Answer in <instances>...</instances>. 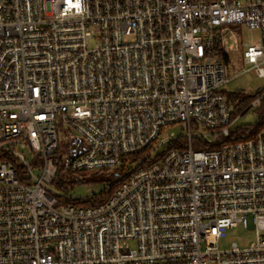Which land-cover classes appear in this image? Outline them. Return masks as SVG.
<instances>
[{
	"label": "built area",
	"instance_id": "obj_1",
	"mask_svg": "<svg viewBox=\"0 0 264 264\" xmlns=\"http://www.w3.org/2000/svg\"><path fill=\"white\" fill-rule=\"evenodd\" d=\"M239 50L264 78V0H0V264H264V128L225 142ZM61 162L113 178L70 195Z\"/></svg>",
	"mask_w": 264,
	"mask_h": 264
},
{
	"label": "rangeland",
	"instance_id": "obj_2",
	"mask_svg": "<svg viewBox=\"0 0 264 264\" xmlns=\"http://www.w3.org/2000/svg\"><path fill=\"white\" fill-rule=\"evenodd\" d=\"M235 33L236 36L238 35V40L241 47H243L245 43L249 44L250 46H253V44H255L261 37V33L258 30L251 31L244 27H241V30ZM242 50L231 54L232 64L230 67V72H232L233 74L234 72L238 74L243 70L245 71L239 76L232 78V80H230L226 84V91L230 93L236 91H243L245 93L250 94L255 92V90L259 88V90H264V78L259 77L255 71L246 70L249 67L243 64V60L241 58ZM261 96L262 98H264V93H262ZM259 105L260 104L250 107L249 110L245 113V115H242L241 117H238L236 119L233 126L239 127L242 125H255L257 121V115L255 113ZM168 132H174L175 134H179L181 132L180 126H174L169 129ZM93 173L95 172H91V174ZM91 174L89 172L88 174L79 173L78 177L84 179H91ZM98 186L99 185L94 183L75 184L73 187L68 188V193H70V195H86L89 193V191L96 189ZM252 240L253 234L248 229L245 230L244 228H236L233 229V231H228V236L225 239H220L218 243L220 249H229L231 248V245L233 243H236L239 247H242L248 246V244L252 243Z\"/></svg>",
	"mask_w": 264,
	"mask_h": 264
},
{
	"label": "trees",
	"instance_id": "obj_3",
	"mask_svg": "<svg viewBox=\"0 0 264 264\" xmlns=\"http://www.w3.org/2000/svg\"><path fill=\"white\" fill-rule=\"evenodd\" d=\"M264 93V90H255L253 93H245L243 91L236 92H227L228 100L232 106V118L236 119L245 115V113L249 110L250 105L255 101L256 98L260 97ZM257 115L256 124L253 126L242 125L239 127L232 128L233 130L230 133L228 139H226V143H235V142H243L244 140L250 139L254 137L259 130L264 128V98H262L260 105L257 107V111L255 113ZM67 134V133H66ZM75 145V139L71 138H62L59 146L60 155L67 152V150ZM79 174V173H78ZM76 173H71L66 169L64 162L60 164V169L55 177V186L58 188H62L64 190L73 187L75 184H89V183H103L108 182L113 178V173L110 172H95L91 174V179H78ZM86 174V173H82ZM118 182L116 184L110 185L108 188L103 190L97 197H94L89 200V202H84L82 205L87 206L90 204H102L104 201L114 192L117 188Z\"/></svg>",
	"mask_w": 264,
	"mask_h": 264
},
{
	"label": "water",
	"instance_id": "obj_4",
	"mask_svg": "<svg viewBox=\"0 0 264 264\" xmlns=\"http://www.w3.org/2000/svg\"><path fill=\"white\" fill-rule=\"evenodd\" d=\"M260 89V88H259ZM259 89H257V90H259Z\"/></svg>",
	"mask_w": 264,
	"mask_h": 264
}]
</instances>
